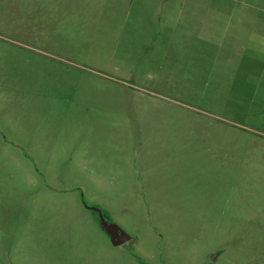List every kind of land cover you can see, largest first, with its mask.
<instances>
[{
    "label": "rangeland",
    "instance_id": "obj_1",
    "mask_svg": "<svg viewBox=\"0 0 264 264\" xmlns=\"http://www.w3.org/2000/svg\"><path fill=\"white\" fill-rule=\"evenodd\" d=\"M0 264H264V0H0Z\"/></svg>",
    "mask_w": 264,
    "mask_h": 264
},
{
    "label": "water",
    "instance_id": "obj_2",
    "mask_svg": "<svg viewBox=\"0 0 264 264\" xmlns=\"http://www.w3.org/2000/svg\"><path fill=\"white\" fill-rule=\"evenodd\" d=\"M89 208L97 214L101 229L110 237L114 246H118L130 238L117 224L108 222L99 207L90 206Z\"/></svg>",
    "mask_w": 264,
    "mask_h": 264
},
{
    "label": "flooded vegetation",
    "instance_id": "obj_3",
    "mask_svg": "<svg viewBox=\"0 0 264 264\" xmlns=\"http://www.w3.org/2000/svg\"><path fill=\"white\" fill-rule=\"evenodd\" d=\"M86 207L89 209V210H91L89 207L90 206H87L86 205ZM96 207H98V206H96ZM92 211V210H91ZM102 211V210H101ZM94 214H95V216L97 217V220H98V216H97V214L94 212V211H92ZM102 213H103V215H104V217H105V219L108 221V222H111V221H109L108 219H107V216H106V214L102 211ZM98 223H99V220H98ZM111 223H113V222H111ZM100 225V224H99ZM121 228V227H120ZM122 229V228H121ZM109 239H110V237H109ZM129 240V239H128ZM127 240V241H128ZM127 241H125V242H123L122 244H120V245H123V244H125ZM110 242H111V240H110ZM120 245H118V246H120Z\"/></svg>",
    "mask_w": 264,
    "mask_h": 264
}]
</instances>
